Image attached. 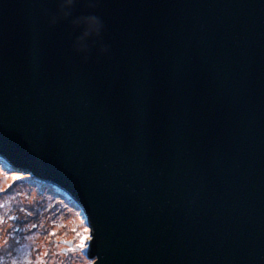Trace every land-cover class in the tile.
<instances>
[{
    "label": "water",
    "instance_id": "95a60500",
    "mask_svg": "<svg viewBox=\"0 0 264 264\" xmlns=\"http://www.w3.org/2000/svg\"><path fill=\"white\" fill-rule=\"evenodd\" d=\"M0 156L92 264H264V0H0Z\"/></svg>",
    "mask_w": 264,
    "mask_h": 264
},
{
    "label": "trees",
    "instance_id": "16d2710c",
    "mask_svg": "<svg viewBox=\"0 0 264 264\" xmlns=\"http://www.w3.org/2000/svg\"><path fill=\"white\" fill-rule=\"evenodd\" d=\"M0 168L8 176L14 177L6 187L0 184V264H52L54 251H59L57 264L74 263L76 247L73 240L76 239L70 240L72 245L67 246L65 241L69 239L66 235L71 230L64 233L58 222H63L69 212L75 211L83 218L82 223L89 230L80 207L59 188L38 180L24 169L10 166L1 157ZM30 188L37 189V194L41 196L33 200L27 197L10 205L8 198L11 195L22 192L26 194L25 189L31 194ZM52 221L56 227L52 226ZM9 223H13L14 227H9ZM78 231L80 236V226ZM22 247L29 248L28 257L19 256ZM38 255L41 259L45 258L46 262H38Z\"/></svg>",
    "mask_w": 264,
    "mask_h": 264
},
{
    "label": "rangeland",
    "instance_id": "374dc122",
    "mask_svg": "<svg viewBox=\"0 0 264 264\" xmlns=\"http://www.w3.org/2000/svg\"><path fill=\"white\" fill-rule=\"evenodd\" d=\"M0 178H1L0 184H2L4 187H6V185L8 183H11L14 180V177L8 176L1 168H0ZM26 189H29V188H26ZM26 189H25L26 194L22 192L20 194L11 195L8 198L10 205L12 202L22 201L23 199H25L27 197H30L29 198L30 200L37 199L38 196L40 195V194H37L36 191H38V190L35 188H30V189H32L30 191L31 194H29ZM8 200L6 201V204H7ZM82 220H83V218L78 213L73 211V213L69 212L66 220H64L63 222H58V223H61V225H62L61 229H63L64 233H65V231H67L69 229L71 230L70 232H67L68 235H66L67 238L69 239V240L65 241L67 246L72 245V242L70 240L76 239V240H73L75 243V247H76V255L74 257V263H72V264H91V259H89L85 255V249L87 248V245H88L90 232H89L88 228H86L85 225L82 223ZM51 224L53 227L57 226L53 221L51 222ZM8 225H9V227H14L13 223H9ZM78 226H80V233H81L80 236H79ZM35 237H39V236H35ZM80 245H83V247H81ZM29 253L30 252H29L28 247H22L19 250V256H21L22 258L28 257ZM58 253H59V251L53 252V258L51 260L52 264L59 263V261L56 260ZM83 255H85V256H83ZM36 258H37L38 262H40V261L46 262V259L45 258L41 259L40 255H38Z\"/></svg>",
    "mask_w": 264,
    "mask_h": 264
},
{
    "label": "snow or ice",
    "instance_id": "6c2138e0",
    "mask_svg": "<svg viewBox=\"0 0 264 264\" xmlns=\"http://www.w3.org/2000/svg\"><path fill=\"white\" fill-rule=\"evenodd\" d=\"M81 247H83V245H80Z\"/></svg>",
    "mask_w": 264,
    "mask_h": 264
}]
</instances>
